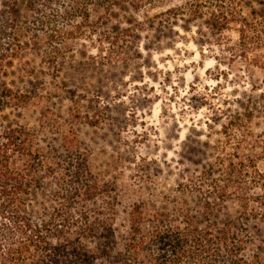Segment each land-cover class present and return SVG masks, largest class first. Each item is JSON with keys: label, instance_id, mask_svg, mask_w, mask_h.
I'll use <instances>...</instances> for the list:
<instances>
[{"label": "trees", "instance_id": "trees-1", "mask_svg": "<svg viewBox=\"0 0 264 264\" xmlns=\"http://www.w3.org/2000/svg\"><path fill=\"white\" fill-rule=\"evenodd\" d=\"M175 1L23 0L21 7L20 0H0V264H264V234L250 223L264 222V170L258 167L264 142L251 128L250 111L225 114L221 153L181 185L183 192L163 198L171 207L134 202L120 233L116 208L125 195L113 192L116 184L92 169L76 129L64 127L37 93L8 84L7 65L23 56L57 70L72 40L88 38L98 49L104 22L127 8L145 16L156 12L154 18L165 25L201 22L223 63L243 60L264 68V15L254 7L246 10L248 3L260 6L264 0ZM197 33L206 37L202 28ZM105 41L101 51L105 43L121 45ZM33 109L39 111L35 125L6 113ZM73 112L72 121L83 120ZM85 119L97 126L94 116ZM54 130L61 132V147L53 137L46 140ZM250 149L255 153H245ZM35 191L50 205L42 203L37 211ZM112 195L111 206L86 207ZM193 195L199 196L196 206L188 198ZM232 199L241 211L228 219L223 210Z\"/></svg>", "mask_w": 264, "mask_h": 264}, {"label": "rangeland", "instance_id": "rangeland-1", "mask_svg": "<svg viewBox=\"0 0 264 264\" xmlns=\"http://www.w3.org/2000/svg\"><path fill=\"white\" fill-rule=\"evenodd\" d=\"M251 7L264 15V5L248 3L246 10ZM155 13L115 10L98 35V49L88 38L72 40L57 70L32 56L6 67L8 84L48 101L64 127L76 129L92 169L116 184L113 192L124 193L116 208L120 233L128 226L134 202L169 208L163 198L183 192L182 184L215 162L225 114L243 116L250 111L251 128L264 142V68L243 60L223 63L222 52L211 47L215 43L201 22L175 20L165 25ZM199 28L206 37L197 33ZM107 38L121 45L112 48L105 43L101 51ZM70 108L83 120L72 121ZM6 113L15 122L24 116L35 125L39 119L37 109ZM87 115L94 116L96 127L86 123ZM60 136L54 130L46 140L53 137L61 147ZM258 167L264 170V158ZM35 192L37 211L42 203L50 205L45 194ZM188 198L192 206L199 201L198 195ZM102 204L113 205V195L86 207ZM240 211L237 200H228L223 216L232 219ZM250 223H257L264 234V222Z\"/></svg>", "mask_w": 264, "mask_h": 264}]
</instances>
